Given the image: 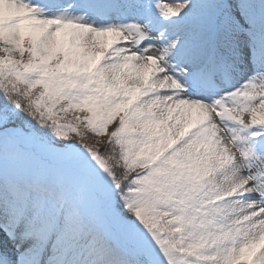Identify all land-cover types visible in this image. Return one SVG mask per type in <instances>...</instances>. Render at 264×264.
Listing matches in <instances>:
<instances>
[{"label":"snow or ice","instance_id":"6c2138e0","mask_svg":"<svg viewBox=\"0 0 264 264\" xmlns=\"http://www.w3.org/2000/svg\"><path fill=\"white\" fill-rule=\"evenodd\" d=\"M0 264H264V0H0Z\"/></svg>","mask_w":264,"mask_h":264},{"label":"rangeland","instance_id":"374dc122","mask_svg":"<svg viewBox=\"0 0 264 264\" xmlns=\"http://www.w3.org/2000/svg\"><path fill=\"white\" fill-rule=\"evenodd\" d=\"M163 2H167V0H163Z\"/></svg>","mask_w":264,"mask_h":264}]
</instances>
